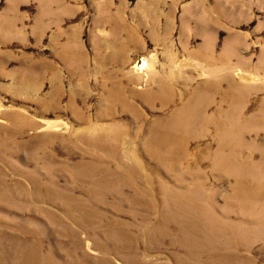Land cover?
Returning a JSON list of instances; mask_svg holds the SVG:
<instances>
[{
	"label": "rangeland",
	"instance_id": "1",
	"mask_svg": "<svg viewBox=\"0 0 264 264\" xmlns=\"http://www.w3.org/2000/svg\"><path fill=\"white\" fill-rule=\"evenodd\" d=\"M0 264H264V0H0Z\"/></svg>",
	"mask_w": 264,
	"mask_h": 264
},
{
	"label": "bare ground",
	"instance_id": "2",
	"mask_svg": "<svg viewBox=\"0 0 264 264\" xmlns=\"http://www.w3.org/2000/svg\"><path fill=\"white\" fill-rule=\"evenodd\" d=\"M247 88V87H246ZM239 90V89H238ZM202 103V102H201ZM203 110V109H202ZM202 110H201V112H202ZM200 112V111H199ZM219 118V117H218ZM220 122V121H219ZM243 158V157H242ZM249 197V196H248ZM249 199H251V198H249ZM249 203V202H248ZM202 226V225H201ZM207 227V226H206Z\"/></svg>",
	"mask_w": 264,
	"mask_h": 264
}]
</instances>
